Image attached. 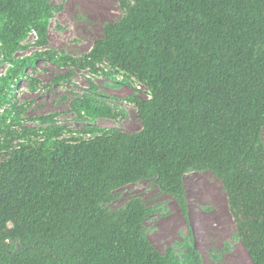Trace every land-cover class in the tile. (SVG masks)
<instances>
[{
	"label": "trees",
	"instance_id": "16d2710c",
	"mask_svg": "<svg viewBox=\"0 0 264 264\" xmlns=\"http://www.w3.org/2000/svg\"><path fill=\"white\" fill-rule=\"evenodd\" d=\"M116 1L125 15L104 27L85 62L95 73L106 62L146 88L147 98H131L141 129L66 139L52 118L42 132L23 128L26 141L0 162V264H182L145 238L153 210L138 199L116 212L104 206L149 180L185 214L188 170L221 181L235 237L252 264H264V0ZM57 9L0 0V50L11 65L0 77V134L19 115L11 84L35 65L15 55L31 32L47 43ZM73 106L79 116L115 117L94 95Z\"/></svg>",
	"mask_w": 264,
	"mask_h": 264
},
{
	"label": "rangeland",
	"instance_id": "374dc122",
	"mask_svg": "<svg viewBox=\"0 0 264 264\" xmlns=\"http://www.w3.org/2000/svg\"><path fill=\"white\" fill-rule=\"evenodd\" d=\"M50 1L58 9L50 20L47 43L41 45L31 32L15 55L19 60L35 59V65L24 72L18 88L13 89L11 84V104L19 115L15 123L6 120L5 134H0V162L9 159L26 141L25 137L20 138L23 128L42 132L49 126L46 118H52L62 128L66 139L91 138L85 133L90 128H115L124 133L141 129L131 98H147L146 88L134 78L111 70L106 62L96 66V73L85 62L93 43L102 38L104 27L118 22L125 11L116 0ZM133 2L129 0L130 4ZM44 52L52 55L55 62L37 59L36 55ZM10 68L0 50V77L6 78ZM84 95L96 96L115 117L77 115L73 102ZM26 137L32 143L40 140L33 135ZM261 137L264 142V129ZM183 185L185 214L171 196L149 180L118 189L104 208L116 212L128 201L138 199L154 211L143 222L147 241L161 255L171 249L182 264H252L235 237L221 181L209 171L188 170ZM191 252L195 253V262L188 259Z\"/></svg>",
	"mask_w": 264,
	"mask_h": 264
},
{
	"label": "water",
	"instance_id": "95a60500",
	"mask_svg": "<svg viewBox=\"0 0 264 264\" xmlns=\"http://www.w3.org/2000/svg\"><path fill=\"white\" fill-rule=\"evenodd\" d=\"M184 178V176L182 177V179Z\"/></svg>",
	"mask_w": 264,
	"mask_h": 264
}]
</instances>
